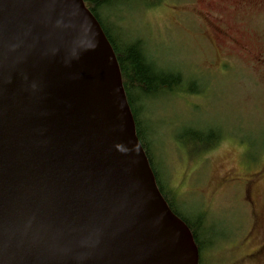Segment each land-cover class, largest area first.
<instances>
[{
    "label": "water",
    "instance_id": "obj_1",
    "mask_svg": "<svg viewBox=\"0 0 264 264\" xmlns=\"http://www.w3.org/2000/svg\"><path fill=\"white\" fill-rule=\"evenodd\" d=\"M0 264H199L84 0H0Z\"/></svg>",
    "mask_w": 264,
    "mask_h": 264
},
{
    "label": "rangeland",
    "instance_id": "obj_2",
    "mask_svg": "<svg viewBox=\"0 0 264 264\" xmlns=\"http://www.w3.org/2000/svg\"><path fill=\"white\" fill-rule=\"evenodd\" d=\"M105 12L116 41L139 38L185 80L142 99L138 118L163 190L191 221L204 214L202 264H264V0H112Z\"/></svg>",
    "mask_w": 264,
    "mask_h": 264
},
{
    "label": "trees",
    "instance_id": "obj_3",
    "mask_svg": "<svg viewBox=\"0 0 264 264\" xmlns=\"http://www.w3.org/2000/svg\"><path fill=\"white\" fill-rule=\"evenodd\" d=\"M111 1L112 0H84L87 7L100 23L116 54L121 70L124 90L135 120L137 135L155 174L158 188L171 210L190 228L199 250V264H202L204 252L212 245L210 237L207 240H204L203 238L206 233L208 234L209 230V227L203 223L204 214L198 213L196 219H192L191 221L174 206L172 196L163 190L160 183L157 171L152 161L150 149L145 141V130L144 128H141L140 120L138 118V104L140 105L142 99H148L147 97L154 98L153 96L169 94L178 90L186 91L187 89L184 88L185 80L181 73L168 72L152 62L144 48L143 42L139 38L134 39L131 42L116 41L111 30L106 24L107 16L105 11L111 4ZM193 136L194 139L200 143L212 141V143L210 142L211 145L207 144V149L216 145L219 138V136L215 137L213 133H205L204 131H194ZM212 137L214 140H211Z\"/></svg>",
    "mask_w": 264,
    "mask_h": 264
}]
</instances>
